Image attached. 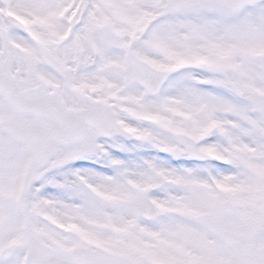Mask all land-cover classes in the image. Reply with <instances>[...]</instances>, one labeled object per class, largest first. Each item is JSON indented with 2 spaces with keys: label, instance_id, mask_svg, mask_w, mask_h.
Instances as JSON below:
<instances>
[{
  "label": "snow or ice",
  "instance_id": "obj_1",
  "mask_svg": "<svg viewBox=\"0 0 264 264\" xmlns=\"http://www.w3.org/2000/svg\"><path fill=\"white\" fill-rule=\"evenodd\" d=\"M0 264H264V0H0Z\"/></svg>",
  "mask_w": 264,
  "mask_h": 264
}]
</instances>
